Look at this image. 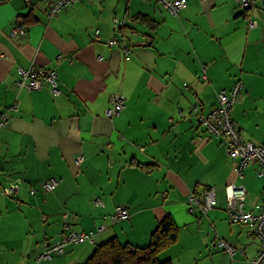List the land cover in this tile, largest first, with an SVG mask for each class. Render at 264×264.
Instances as JSON below:
<instances>
[{"label": "crops", "instance_id": "0c3cea01", "mask_svg": "<svg viewBox=\"0 0 264 264\" xmlns=\"http://www.w3.org/2000/svg\"><path fill=\"white\" fill-rule=\"evenodd\" d=\"M47 1L0 0V112L9 114L0 129V264L88 257L92 251L68 245L36 262L42 242L58 237L64 211L75 229L94 232V244L115 237L138 247L169 215L177 237L160 260L250 264L259 240L251 224L228 220L225 186L242 184L244 207L257 211L263 179L254 163L236 177L221 139L203 129L191 106L206 114L218 90L239 80L231 119L242 139L264 145L260 11L244 13L235 0H187L178 15L154 0H76L49 18ZM115 17L123 26L114 27ZM248 17L258 25L249 28ZM16 25L25 26L23 35L11 34ZM113 37L118 42L111 44ZM31 65L56 71L57 93L46 82L35 90L17 86V68ZM112 93L125 107L107 118ZM48 178L57 180L51 190L42 185ZM12 183L16 193L2 194ZM208 189L216 204L189 211V194ZM116 205L127 208V219L110 221ZM219 238L243 253L231 258ZM177 245L182 251L166 253Z\"/></svg>", "mask_w": 264, "mask_h": 264}, {"label": "built area", "instance_id": "2783aa9c", "mask_svg": "<svg viewBox=\"0 0 264 264\" xmlns=\"http://www.w3.org/2000/svg\"><path fill=\"white\" fill-rule=\"evenodd\" d=\"M26 3H31L32 0H24ZM76 0H48L46 5V15L50 18L55 16L68 5ZM157 4L164 7L170 14L178 15L186 6L187 0H154ZM237 6L244 12L249 10H259L260 20L262 22V36L264 38V0H259L258 6L255 5V0H235ZM124 20L118 17L113 19L114 27L123 26ZM258 25V19L248 17L247 26L253 28ZM25 33L24 25H16L12 28L11 34ZM98 30L95 31L97 36ZM118 40L113 37L109 43H117ZM126 50L127 47L123 45ZM18 78L16 84L18 87H23L28 90H35L42 87L43 83L49 84L51 91L58 92L57 89V74L52 68H42L29 66L28 68H17ZM242 90V83L239 80L233 82L229 88L219 89L217 92V102L211 110L206 114L198 112V106H191V111L198 114L199 124L203 129L212 136L219 137L224 147L225 155L233 162V170L237 178H241L243 170L249 164H256V175L263 179L261 189V200L259 210L253 211L244 207L246 191L242 184L230 182L225 186V195L227 199L226 213L227 218L231 223H249L253 226L254 234L258 237L259 247L257 252L250 257V264H261L264 261V145L255 144L250 140H244L239 134V128L233 122L230 116L232 106L238 102L239 95ZM110 104L105 109V116L112 118L119 114L125 107V99L120 93H112L110 95ZM9 114L7 111L0 112V129L7 126ZM82 159L78 155L76 162L79 163ZM57 184L55 178H48L42 185L45 190L53 189ZM18 189L17 183H12L2 188V194L12 196ZM31 193L35 190L31 189ZM93 202L101 205L99 198H94ZM216 204V199L213 189L206 190L203 194H189L187 208L189 211H194V207L200 208L202 213L207 212ZM63 219L62 229L58 237L54 240H45L41 244V248L36 255V262H41L52 258L55 255H60L64 252L68 245H74L81 242L94 244V232L77 230L72 226L70 216L67 211L61 213ZM129 217L127 208L124 205L114 206L109 215L111 222L125 220ZM104 228L101 224L96 227V231L100 232ZM212 231L215 228L211 226ZM217 245L224 249L232 258L236 253L242 252L235 245L226 242L223 239H217Z\"/></svg>", "mask_w": 264, "mask_h": 264}, {"label": "trees", "instance_id": "16d2710c", "mask_svg": "<svg viewBox=\"0 0 264 264\" xmlns=\"http://www.w3.org/2000/svg\"><path fill=\"white\" fill-rule=\"evenodd\" d=\"M23 21L30 23L33 18L26 16ZM176 237L177 227L172 217L167 215L157 223L146 246L121 243L112 237L95 245L81 264H170L169 260H160L158 254L173 243Z\"/></svg>", "mask_w": 264, "mask_h": 264}, {"label": "rangeland", "instance_id": "374dc122", "mask_svg": "<svg viewBox=\"0 0 264 264\" xmlns=\"http://www.w3.org/2000/svg\"><path fill=\"white\" fill-rule=\"evenodd\" d=\"M97 244H99V242ZM97 244H90V243L85 241V242H81V243L73 245L74 247H72V248H84V249L86 248L88 250V253H89L90 251H92L94 249L95 245H97ZM177 246H179V247H174L173 249H170V250L168 249V251L166 253L168 254L169 251L171 253L179 252L180 250L182 251V249L180 248L181 245H177ZM166 253H161L159 255V257L160 258L166 257V255H167ZM183 253H184L183 257H185V256L186 257L188 256L187 258L191 257V253H189V254H187V252H183ZM55 256H53V257H55ZM86 257L87 256H82L79 260H77L78 262H75V263L81 264L86 259ZM187 258H181V259H187Z\"/></svg>", "mask_w": 264, "mask_h": 264}]
</instances>
